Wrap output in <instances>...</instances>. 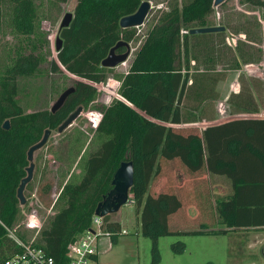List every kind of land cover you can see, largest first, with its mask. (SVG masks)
Returning a JSON list of instances; mask_svg holds the SVG:
<instances>
[{
    "label": "trees",
    "instance_id": "obj_1",
    "mask_svg": "<svg viewBox=\"0 0 264 264\" xmlns=\"http://www.w3.org/2000/svg\"><path fill=\"white\" fill-rule=\"evenodd\" d=\"M46 1L44 8L42 0H0V35L7 30L15 39L6 45V60L0 62V264L21 250L16 239L43 248L55 264H67V244L90 226L97 203L111 189L113 173L124 160L133 163L129 195L136 226L152 242L151 264L158 259L157 239L173 233L169 219L182 206L175 191H149L160 159L179 161L191 174L221 176L227 181L230 193L216 197L213 207L206 187L194 195L196 204L210 211L208 220L221 225L217 233L263 228L264 118L236 117L203 128L192 123L217 117L209 106L222 96L219 87L229 71L237 72L238 90L223 97L227 113L264 112V79L243 69L248 64L264 65L260 46L264 15L262 22L244 14L239 25L215 24L209 20L213 0H167L127 69L114 74L119 97L101 104L93 84L72 80L66 85L65 78L70 74L92 83L106 81L112 68L101 66V60L109 49L119 40L137 39L133 28H120L119 19L133 13L143 0H75L69 25L58 32L62 44L55 56L40 23L50 20L49 9L66 0ZM238 1L251 11L264 9V0ZM214 25L225 29L188 32ZM228 36L235 37L234 44L226 42ZM47 73L59 78L52 83L54 93L59 95L68 86L74 91L55 112L46 107L26 111L20 101L26 95L22 79ZM77 106L82 107L81 114L96 111L100 118L97 115L98 122L89 131L91 137L73 128L60 152L53 151L68 170H59L58 194L50 200L56 210L34 236V229L19 225L23 208L29 211L32 186H26L30 192L24 194L25 204L20 205L16 196L29 164L27 150L46 129L57 132ZM5 120L7 129L2 127ZM91 145L96 149L89 152ZM74 163L78 173L69 171ZM51 186L45 183L40 191L49 195ZM103 221L111 243L115 242L120 223L109 221L108 214ZM205 225L201 222L196 232H210ZM25 229L33 230L32 236Z\"/></svg>",
    "mask_w": 264,
    "mask_h": 264
},
{
    "label": "rangeland",
    "instance_id": "obj_2",
    "mask_svg": "<svg viewBox=\"0 0 264 264\" xmlns=\"http://www.w3.org/2000/svg\"><path fill=\"white\" fill-rule=\"evenodd\" d=\"M148 1L150 7L143 23L137 27H131L137 34V39L129 43L130 54L128 58L108 72L106 81L101 85L100 83H92L67 74L68 77L65 78L66 85H70L72 80H80L93 84L98 92H100L97 103L101 104L104 102L103 98L105 99L108 96L110 101L113 98L119 97L117 89L113 91L116 88L114 74L124 72L127 69L135 49L151 25L156 22L157 15L161 10H164L167 2V0ZM46 2V0H42L44 8L47 5ZM75 3V0H66V2L58 3L55 7L49 9L50 12L47 13L50 20L44 18L40 23L41 28L48 32L47 38L52 56H55L56 52L55 35L61 18L66 12L73 13ZM213 9L209 20L215 24L224 21L225 23H229L230 26H236L243 22L244 14L251 16L250 18L257 16L261 22L262 16L264 15V9L262 12L258 10L251 11L248 9V5L240 4L238 0H225L217 6H213ZM261 35L262 43L260 46L264 53L263 30ZM230 37L235 38L234 36H228V38ZM14 41V37L7 30L3 35H0V62L6 60V45L8 43L12 44ZM243 69L247 73L260 76V78L264 79V65L248 64L243 66ZM226 74L225 82L221 83L219 87L222 96L216 101H213L212 106H209V108L216 110L217 117L210 121L203 120L192 123L194 126L202 128L212 122H223L236 117L264 118V112L239 113L234 115L227 113V106L223 97L229 91H237L238 83L236 81L237 72L229 71ZM53 81H59V78L50 73L22 79L21 82L26 84V95L21 96L20 101L26 111L30 112L45 107L50 108L58 96L52 90ZM107 82H109V89L106 87ZM35 95H37L36 98H34ZM97 115L96 111L91 112L89 115L88 113L80 114L61 133H57L55 130L51 131L46 143L34 151L33 176L28 182L32 186V193L29 196L27 205L29 206V211L27 212L28 207L23 208L24 211L19 222L20 226H23L29 212L34 208H38L40 205L43 206L38 210L41 213L47 214V216L54 213L56 207L52 208L53 202L51 203L50 200L58 193L57 183L60 181L59 170H68V165L61 162L52 153L53 151L60 152L61 147L66 144V136L71 135L73 128H78L88 137H91L92 134L89 131L92 128V123L90 121L95 122ZM95 149L96 146L91 145L88 151L92 152ZM69 171L78 173L79 169L74 163ZM45 183L52 185V190L49 195H45L40 191V188ZM26 186L23 194L27 195L30 189H26ZM36 187L39 189V195L35 192ZM205 187L213 193V196L218 195L224 197L229 193V185L223 177L215 178V176H208L207 174H191L180 165L179 161L166 162L160 159L159 173L153 176L149 185V191L153 194L160 191H175L182 199L183 206L170 216L169 228L173 230V233L160 236L157 239L158 259L153 264H264V228L252 227L237 229L234 232L229 231L226 234L217 233L215 230L220 228L221 225L217 221L213 222L208 220V213L210 211L207 213L206 208H202L203 205H197V199L194 198L195 193H199L200 190L203 191ZM129 200L127 203L121 205L118 211L108 214V220H119L121 224L120 231L124 229L126 233L119 232L116 241L113 243L107 240L106 247L111 245V248L106 250V247L102 248L104 246L99 247L101 254L97 264H151V239L143 236L139 231V227L136 226L130 195ZM204 221L206 223V230L209 229L210 232H196V230L201 229V222ZM25 232L28 236H32L34 233L33 230L26 229Z\"/></svg>",
    "mask_w": 264,
    "mask_h": 264
},
{
    "label": "water",
    "instance_id": "obj_3",
    "mask_svg": "<svg viewBox=\"0 0 264 264\" xmlns=\"http://www.w3.org/2000/svg\"><path fill=\"white\" fill-rule=\"evenodd\" d=\"M225 0H213V6H217ZM150 4L148 0H143L137 9L128 15L122 16L119 19L120 28L137 27L141 25L148 13ZM73 13L66 12L59 23L57 33L55 35V51L57 52L62 44V39L60 38L58 32L61 28L67 27L72 19ZM225 29L222 25L214 26H204V27H194L189 29V33H206V32H218ZM120 47H124L125 50L120 53H116V50ZM130 54L129 42L124 40L117 41L108 51L107 55L101 60V66L113 68L120 63H123ZM74 91L73 86H68L62 92L59 93L55 101L51 104L49 110L55 112L58 110L66 100L69 94ZM82 107L77 106L76 109L71 112L67 118L58 126L57 133H61L64 129L69 127L73 121L81 114ZM2 127L7 129L9 127L8 120H5ZM50 135V130L46 129L36 143L31 145L27 150V160L29 162L26 166V175L20 180V183L16 190V196L19 199L20 205L25 202V196L23 190L26 184L32 179L34 163H33V153L35 150L41 148L47 141ZM133 184V163L131 160L121 161L118 167L115 169L112 180L111 189L102 198L100 202L97 203L94 213L98 216H105L107 214L115 213L119 210L120 206L129 201L128 194L129 189Z\"/></svg>",
    "mask_w": 264,
    "mask_h": 264
},
{
    "label": "built area",
    "instance_id": "obj_4",
    "mask_svg": "<svg viewBox=\"0 0 264 264\" xmlns=\"http://www.w3.org/2000/svg\"><path fill=\"white\" fill-rule=\"evenodd\" d=\"M235 42L233 37L226 38V42L230 44ZM109 81V80H108ZM103 82L100 84L102 85ZM116 88L119 85V82L116 80ZM107 84V89L109 82ZM96 85V84H95ZM105 103L110 101L109 96L105 99ZM93 111H88V115ZM98 119L100 118V113H98ZM90 119V118H89ZM91 120V119H90ZM89 120V121H90ZM92 126L95 127V122H92ZM58 194V193H57ZM57 195L53 198L55 200ZM43 207L40 205L38 208H34L29 212L23 226L28 229H34V236L37 234L38 230L41 228L45 217L47 214L41 213L38 211L39 208ZM43 214V215H41ZM8 230V234L14 237L12 231ZM121 233H126L124 229L120 231ZM104 237H110V232L106 229V226L103 221V216H98L95 213L91 218V223L88 228H86L75 240L69 242L66 246V257L67 264H96V257L98 255V246L99 240ZM18 244L21 246L19 252L13 253L7 257L1 264H55V261L52 257L47 256L43 248L31 243H23L20 240L16 239Z\"/></svg>",
    "mask_w": 264,
    "mask_h": 264
},
{
    "label": "crops",
    "instance_id": "obj_5",
    "mask_svg": "<svg viewBox=\"0 0 264 264\" xmlns=\"http://www.w3.org/2000/svg\"><path fill=\"white\" fill-rule=\"evenodd\" d=\"M242 37V36H241ZM235 39V38H234ZM235 43V42H234ZM234 43H230V44H234ZM213 123H215V122H212V123H209V124H213ZM209 124H207V125H209ZM203 127H205V126H203ZM202 127V128H203ZM221 176H215V178H220ZM218 193V192H217ZM229 193H230V190H229ZM228 193V194H229ZM218 194H220V193H218ZM227 194V195H228ZM208 195H210L209 197H210V205H212V207H213V204L215 203V198L218 196V195H215V196H213V193L209 190V194ZM180 197V196H179ZM218 197H223V196H218ZM225 197V196H224ZM182 200V199H181ZM182 206H183V202H182ZM182 206H181V208H182ZM180 208V209H181ZM118 222H119V220H118ZM120 223V222H119ZM263 228H264V226H262ZM120 228H121V224H120ZM117 239V238H116ZM107 240H110V238H108V237H104V238H101L100 240H99V246H98V255H97V259H96V264H97V262H98V260H99V256H100V251H99V247L100 246H104V247H102V248H105L106 246H107ZM109 248H111V245L110 246H108V247H106V250L107 249H109Z\"/></svg>",
    "mask_w": 264,
    "mask_h": 264
},
{
    "label": "flooded vegetation",
    "instance_id": "obj_6",
    "mask_svg": "<svg viewBox=\"0 0 264 264\" xmlns=\"http://www.w3.org/2000/svg\"><path fill=\"white\" fill-rule=\"evenodd\" d=\"M124 50H125V48H124V47H120V48H118V49L116 50V53L123 52Z\"/></svg>",
    "mask_w": 264,
    "mask_h": 264
},
{
    "label": "bare ground",
    "instance_id": "obj_7",
    "mask_svg": "<svg viewBox=\"0 0 264 264\" xmlns=\"http://www.w3.org/2000/svg\"><path fill=\"white\" fill-rule=\"evenodd\" d=\"M128 199H129V194H128ZM130 201V200H129Z\"/></svg>",
    "mask_w": 264,
    "mask_h": 264
},
{
    "label": "clouds",
    "instance_id": "obj_8",
    "mask_svg": "<svg viewBox=\"0 0 264 264\" xmlns=\"http://www.w3.org/2000/svg\"><path fill=\"white\" fill-rule=\"evenodd\" d=\"M93 127V126H92Z\"/></svg>",
    "mask_w": 264,
    "mask_h": 264
}]
</instances>
